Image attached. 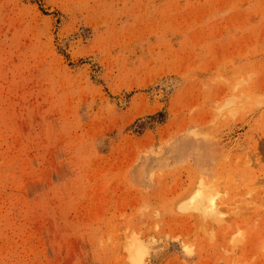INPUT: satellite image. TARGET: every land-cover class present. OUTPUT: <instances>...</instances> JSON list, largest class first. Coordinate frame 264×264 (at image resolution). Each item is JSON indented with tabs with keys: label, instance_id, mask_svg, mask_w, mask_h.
<instances>
[{
	"label": "rangeland",
	"instance_id": "rangeland-1",
	"mask_svg": "<svg viewBox=\"0 0 264 264\" xmlns=\"http://www.w3.org/2000/svg\"><path fill=\"white\" fill-rule=\"evenodd\" d=\"M0 264H264V0H0Z\"/></svg>",
	"mask_w": 264,
	"mask_h": 264
},
{
	"label": "bare ground",
	"instance_id": "bare-ground-1",
	"mask_svg": "<svg viewBox=\"0 0 264 264\" xmlns=\"http://www.w3.org/2000/svg\"><path fill=\"white\" fill-rule=\"evenodd\" d=\"M192 192H193V194H192ZM192 192H190L191 195H189V196H191V197H190V199L188 198L189 200L187 201V204L184 203L185 204L184 206H186V205L190 206L189 210H191V208H194V209L198 210L199 212H201L200 214H202V213L204 215L207 214L209 217H211V216L214 217V215L219 212L218 208L220 205L218 206V203L212 194L206 195V194L202 193V190H200V189L192 191ZM131 248H130L131 252L134 254H139V250L141 251V247L137 243L131 245Z\"/></svg>",
	"mask_w": 264,
	"mask_h": 264
}]
</instances>
